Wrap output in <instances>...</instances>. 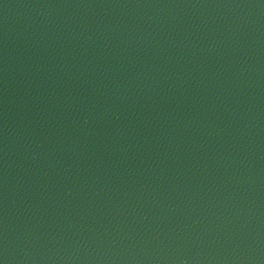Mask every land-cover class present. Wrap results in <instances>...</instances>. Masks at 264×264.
<instances>
[{
  "label": "water",
  "instance_id": "obj_1",
  "mask_svg": "<svg viewBox=\"0 0 264 264\" xmlns=\"http://www.w3.org/2000/svg\"><path fill=\"white\" fill-rule=\"evenodd\" d=\"M0 264H264V0H0Z\"/></svg>",
  "mask_w": 264,
  "mask_h": 264
}]
</instances>
